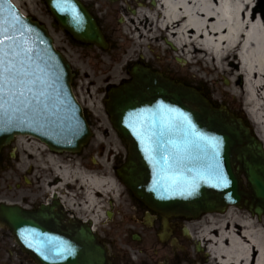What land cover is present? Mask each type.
<instances>
[{
    "label": "water",
    "instance_id": "water-1",
    "mask_svg": "<svg viewBox=\"0 0 264 264\" xmlns=\"http://www.w3.org/2000/svg\"><path fill=\"white\" fill-rule=\"evenodd\" d=\"M43 1L56 23L73 39L105 47L94 18L79 0ZM8 5L25 28L23 35L16 33L18 42L22 46L27 42L33 50L32 60H24L30 74L26 79L39 77V81L34 86L29 83L17 88L13 94L5 92L0 109V147L15 134H30L50 150L79 152L91 131L72 94L70 64L53 48L45 26L24 17L10 0H4L5 18ZM106 111L114 129L129 144L126 161L116 174L146 206L198 218L235 205L259 219L264 216V146L225 106L215 107L197 88L137 63L129 80L109 87ZM162 116L177 120L184 116L190 121L183 128L165 130V139L183 143L194 139L189 137L190 131L205 137L189 148L188 166L176 171V184L161 173L163 165L159 161L165 153L158 150L152 160L145 152L149 145L156 147L160 139ZM208 140L213 147L208 146ZM212 169L223 173L225 187L212 186L216 184ZM193 178L197 183L195 194L188 195L186 186ZM0 218L23 251L38 264H107L105 249L88 225H52L50 220L57 221L44 209L34 213L10 205L0 207Z\"/></svg>",
    "mask_w": 264,
    "mask_h": 264
},
{
    "label": "flooded vegetation",
    "instance_id": "flooded-vegetation-1",
    "mask_svg": "<svg viewBox=\"0 0 264 264\" xmlns=\"http://www.w3.org/2000/svg\"><path fill=\"white\" fill-rule=\"evenodd\" d=\"M87 10L96 19L103 33L107 46L105 49L94 44H83L66 34L52 18L51 28L60 34V42L53 37L54 46L69 60L68 51H74L83 61L89 58L92 63H104L111 60L116 66L110 67L108 72L100 71L102 77H97L104 84L100 88L101 97L99 105L106 115V89L111 84H119L129 79V71L134 63H144L152 70L161 72L164 76L197 86L200 91L208 94L200 83L182 80L175 74H169L164 68L151 66L144 60L142 53L137 57L130 55V0H80ZM115 21V22H114ZM131 38V39H130ZM173 50V47L167 45ZM151 50V49H150ZM88 51L89 53H86ZM152 51V50H151ZM158 57V56H157ZM177 61V59H175ZM72 64V62L69 60ZM91 63V62H90ZM180 63V62H179ZM117 67L115 72H112ZM73 79L78 77L79 69L72 67ZM96 100V99H95ZM224 104L236 116H241L248 123L243 113V102L236 99L218 101ZM92 102L87 101L84 112L90 126H96L99 118L93 112ZM114 134L112 138L124 152L118 151L106 154L110 159L112 173L106 172L114 183V191L98 192L90 205L86 203L85 196L78 192L79 185L73 184L64 189H53L57 182L51 177L42 174L45 155L44 151L38 157L28 156L25 151L18 148L15 139L0 148V205H18L28 211L38 212L43 206L48 214L57 220V225L86 224L93 228L97 239L106 249L107 264H220L209 248V243L201 236L203 228L201 219H191L176 214L162 213L147 207L136 199L126 189L115 175V169L124 161L127 154V144L117 132L110 127ZM107 133V131H104ZM107 139H110L107 137ZM99 146L87 150L86 144L80 153L75 156L85 160L90 156L94 166L85 165L76 161L81 169L94 171L95 160L91 154L99 150L101 155L104 145L112 148L110 140H103ZM111 144V145H110ZM53 153V152H50ZM52 155H55L54 153ZM34 162H28V159ZM41 160V161H40ZM96 170H102L103 161H99ZM27 164L24 168L22 164ZM81 163V164H80ZM95 170V171H96ZM44 172V171H43ZM104 175V174H103ZM105 175V176H106ZM82 194V195H81ZM201 220V221H200ZM200 221V222H199ZM10 239V231L6 224L0 220V243ZM22 255V250L17 246ZM6 247L0 245V255L6 254Z\"/></svg>",
    "mask_w": 264,
    "mask_h": 264
},
{
    "label": "bare ground",
    "instance_id": "bare-ground-1",
    "mask_svg": "<svg viewBox=\"0 0 264 264\" xmlns=\"http://www.w3.org/2000/svg\"><path fill=\"white\" fill-rule=\"evenodd\" d=\"M153 1L150 6L141 2L140 8L134 10L130 35L135 45L144 39L152 50V44L161 37L172 45L181 62L193 63L195 59L194 63H205L211 65L210 69L226 73L233 85L241 82L232 98L243 97L264 142V7L258 8L254 0ZM20 140L28 156L33 150L36 157L49 152L45 146L35 149L26 143L28 140ZM52 154L45 155L44 162L50 164L58 178L53 189H64L75 178L88 205H93L98 192L115 189L113 180L104 172H86L76 166L72 171L69 164H60V160H55L58 156ZM40 168L46 166L40 164ZM225 213L219 220L205 218L202 224L201 236L209 243L214 257L220 264H264L262 221L241 218L232 208Z\"/></svg>",
    "mask_w": 264,
    "mask_h": 264
},
{
    "label": "rangeland",
    "instance_id": "rangeland-1",
    "mask_svg": "<svg viewBox=\"0 0 264 264\" xmlns=\"http://www.w3.org/2000/svg\"><path fill=\"white\" fill-rule=\"evenodd\" d=\"M18 1V8L23 11L26 15H30L34 17L35 19L43 22L46 27L49 30V33L54 37V39L58 42H60V34L56 33L51 28V22L52 18L47 12L45 5L42 0H17ZM144 2L147 6H150V0H130V7L132 9L140 8V5L138 3ZM254 3L257 5L258 8L264 7V0H254ZM133 17V18H132ZM135 13L130 12V20L134 19ZM115 22V21H114ZM141 26V25H140ZM133 27V26H132ZM144 29V28H143ZM145 30V29H144ZM146 31V30H145ZM158 35V34H157ZM131 39V38H130ZM142 39V42L139 45H135V43L130 41V55H133L134 57H137L139 53H142V56L144 57V60L148 61L151 66L158 65L160 68H164V71L169 74H175L178 77H181L182 80L190 81V82H196L200 83L202 88H204L209 96L215 100L216 102L220 101L221 99L224 100H231L233 99L232 93L235 89L240 88L241 82L233 85L231 78L224 72L216 71L211 68L210 66H207L205 63H194L195 59H193V63H184V62H178L176 61V53L174 50L170 49L166 42L160 37V39L152 44V51L150 50L148 46V42L144 41ZM86 53H89L86 51ZM69 56V60L72 62V67H77L79 69L78 77L74 79L75 87L77 89L76 95L79 97L81 101H83L82 105L86 104L87 101L92 102V108L93 112L98 116L99 123L96 124V126H92V129L94 131V136L89 142V146L87 147V150L90 151L91 148L99 146V144H102L103 140H110L111 144L114 141L112 138H114V134L111 132V124L108 122V120L105 117L104 111L99 105L98 98L101 97L100 88L103 89L104 84L101 83L100 80L97 79V77H102L100 75V71L108 72L110 67L116 66L114 63H111V60H106L104 63H92L94 60H90L87 58V60L81 61L74 51H68L67 52ZM158 56V57H157ZM91 62V63H90ZM207 66V67H206ZM117 67L114 68L112 72H115ZM96 99V100H95ZM237 101H242L244 103V99L241 96L240 98L236 99ZM245 104V103H244ZM107 131L105 133L104 131ZM110 138V139H107ZM110 144V145H111ZM111 150H108L109 147L107 145H104V150H102V154L98 155L99 150H95L92 152L91 157H93L96 162L99 163V161H103V167L102 170L104 173L109 172L112 173L111 169V163L110 159H107L106 154L108 151H112L113 154L117 155L118 151H123L124 149L120 148V146L113 142V145H111ZM111 153V152H110ZM109 153V154H110ZM125 157V153H122ZM55 160L58 162H63L62 164H69L70 170H74L75 166L79 167L78 162H82L83 164H87L90 166H94L93 163L90 161V156L88 155L85 160L80 159V157L75 156L73 154L67 153V154H61L58 155V157H55ZM76 160V161H75ZM34 162V159H28V162ZM95 164L94 169L96 170L99 167V164ZM22 164V163H21ZM61 164V163H60ZM81 164V163H80ZM43 165L46 166V169L43 168L42 174L46 177H51V179L56 180L57 183H59L58 178L53 173L52 169L49 167V163L46 161L43 162ZM24 168L28 167L27 164H22ZM80 168V167H79ZM86 172H90L87 171ZM72 179L71 182L66 184H72L73 182L78 184L77 181ZM81 186V185H80ZM82 188H79L80 193H82ZM82 195V194H81ZM232 212L236 215H239L241 218L246 219H257V217L251 215L246 209L239 208L232 206ZM227 214L219 213V214H213L210 215L216 220H219L221 218H224ZM205 220V218L201 219ZM200 220V221H201ZM199 221V222H200ZM262 221V227H264V218L261 219ZM204 224V222H202ZM208 226V225H206ZM216 232V230L214 229ZM15 242L13 236L10 234V239L6 240L5 242L0 243L1 246L6 247L7 253L0 255V264H32L33 261H31L30 257L26 256L25 254L17 250V245L13 244Z\"/></svg>",
    "mask_w": 264,
    "mask_h": 264
},
{
    "label": "snow or ice",
    "instance_id": "snow-or-ice-1",
    "mask_svg": "<svg viewBox=\"0 0 264 264\" xmlns=\"http://www.w3.org/2000/svg\"><path fill=\"white\" fill-rule=\"evenodd\" d=\"M8 16H4V0H0V109L3 108V100L5 92L13 94L19 87H24L26 84H32L33 86L39 81V77L33 80H27L26 78L30 75L25 70L24 60H32L33 50L27 47V42H24L22 46L17 40L16 33L23 35L25 30L21 24L18 15L12 10L11 6L8 5ZM31 91V87L28 89ZM19 95H23L20 92ZM185 123L190 125L187 117L181 116L179 120L169 117L165 119L161 117V131L159 132L160 139L156 141V147L149 145L145 148V152L149 154V159L155 160L153 153H157L160 150L161 159L159 163L161 167V173L164 174L165 178L171 180L173 184L179 181L175 178L176 171L180 168H187L186 155L191 146H194L196 141L205 140V137L194 131L189 132V137L194 139H185L183 143H177L171 139H165V130H172L175 128H183ZM156 135V133H153ZM151 139V138H149ZM209 147H213V142L206 141ZM170 145V148L165 147ZM190 170V169H189ZM168 173H172V176H168ZM212 176L216 180L214 187H225L227 181L222 172L219 169H212ZM188 195L195 194L197 187L196 178L187 184Z\"/></svg>",
    "mask_w": 264,
    "mask_h": 264
}]
</instances>
